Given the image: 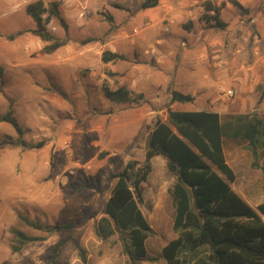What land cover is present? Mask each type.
Masks as SVG:
<instances>
[{
	"label": "rangeland",
	"instance_id": "obj_1",
	"mask_svg": "<svg viewBox=\"0 0 264 264\" xmlns=\"http://www.w3.org/2000/svg\"><path fill=\"white\" fill-rule=\"evenodd\" d=\"M37 1L60 2L68 24L67 31L57 19L47 25L55 37L68 42L50 55L44 51L46 43L32 33L36 23L27 13ZM144 1L0 0V116L13 110L22 129L20 134L0 121V144L9 142L0 145V264H46L53 247L68 238L59 264L126 263L118 234L101 239L96 224L115 184L111 175L123 171L130 160L144 163L148 134L158 119L167 120L173 105L172 85L158 88L163 79L158 75L167 63L147 54L157 39L172 40L180 52L225 44L232 61V79L209 93H198L192 103L175 104L173 110L264 115V0H238L247 11L229 4L221 14L225 29L202 20L205 1L219 5L223 0H160L157 7L143 10ZM105 50L126 60L104 64ZM202 61L200 55L194 60ZM172 62L179 71L193 60L178 55ZM253 64L258 69L250 81L244 70ZM104 82L113 90L128 88L131 101L107 100ZM185 84L177 90L191 94L196 83L189 79ZM230 89L233 97L225 92ZM41 142L45 145L37 148ZM225 155L237 176L233 189L256 209L264 201L263 179L251 167L246 143L226 140ZM152 165L140 207L155 234L147 240L148 257L141 264H163L162 249L175 238V207L169 194L175 177L162 156L153 158ZM19 214L51 226L74 227L12 254L11 228L44 235L22 224Z\"/></svg>",
	"mask_w": 264,
	"mask_h": 264
},
{
	"label": "trees",
	"instance_id": "obj_2",
	"mask_svg": "<svg viewBox=\"0 0 264 264\" xmlns=\"http://www.w3.org/2000/svg\"><path fill=\"white\" fill-rule=\"evenodd\" d=\"M159 1L145 0L141 7L151 9L157 7ZM227 4L247 11L238 0H223L219 5L205 1L202 20L225 29L227 24L221 14ZM60 7L57 1L48 5L37 1L27 7L28 15L36 23L32 33L46 43L44 51L48 55L68 43L47 29V25L57 19L68 30ZM108 20L113 21V17L109 16ZM124 60L125 55L110 50L102 54L104 64ZM108 75L116 74L108 72ZM262 88L260 101L264 95ZM102 93L107 100L117 104H125L132 99L128 88L121 86L113 90L107 82L102 85ZM194 100L191 94L171 92L172 103L187 104ZM0 121L12 124L18 133H22L13 110L0 116ZM226 140L246 143L252 157L251 167L261 172L264 194L263 114L254 111L222 116L214 111H175L169 108L167 120L158 119L148 134L144 163L130 160L123 171L111 175L115 184L104 206L103 217L96 224L98 237L108 239L118 234L122 252L127 258L125 264H141L147 259L146 243L155 231L140 206L144 203V185L153 170L152 160L162 156L168 171L175 177V183L169 189L175 207V238L162 249L163 264H264V201L255 209L233 189L237 176L227 162ZM20 143L25 145L21 140ZM6 144L9 142L4 141L0 145ZM44 145L41 142L36 147ZM19 220L44 235L33 236L19 228H11L12 254L21 253L30 244L46 241L57 230L74 227L73 223L43 224L23 214H19ZM70 239L61 240L53 247L46 256V264H59L58 258ZM80 257L84 263L87 262L82 248ZM150 260L158 261L157 258Z\"/></svg>",
	"mask_w": 264,
	"mask_h": 264
},
{
	"label": "crops",
	"instance_id": "obj_3",
	"mask_svg": "<svg viewBox=\"0 0 264 264\" xmlns=\"http://www.w3.org/2000/svg\"><path fill=\"white\" fill-rule=\"evenodd\" d=\"M228 5L229 4H227V6ZM216 45L218 44L208 43L207 45H203L204 49H200L198 51L182 50L180 52L178 51V46L176 47V44H173L172 40L157 39L155 43L149 45L150 47L149 49L152 50L151 52L147 51V54L150 53V55L156 58V61L158 62L167 63L162 66V67L166 66V70H164V72L161 71L160 75H158L161 76V79L163 78L161 80V83L158 84V88H160L161 90L164 84L167 86L171 84L173 90L178 91L177 90L178 88L184 87V85L186 86L185 84L186 81L191 79L193 80V82L196 83V86L194 87L191 95L194 96V98H196L198 93L200 92L209 93L213 90V88L217 84L220 85V83H224L232 79L233 68H232V61L230 59V53L227 52V48L225 44H220L218 46ZM206 48H208V50ZM178 55L183 59H185L188 56H191L193 60L192 65H190V67L189 66L181 67V70L176 71L177 69L174 63L172 62V60L173 59L175 60L178 57ZM199 55L202 56V60L204 61L195 63L194 60L197 59V56ZM207 56L211 57L210 62L209 60L206 61ZM257 69H258L257 65L253 64L244 70L247 72V74H250L249 75V78H251L250 81L252 80L254 81V79H256L255 78L256 72L255 74H253L252 72L253 70L257 71ZM152 74L150 76H152ZM154 74L157 75L156 73ZM172 104H173L172 107H174L175 104L177 103H172Z\"/></svg>",
	"mask_w": 264,
	"mask_h": 264
},
{
	"label": "built area",
	"instance_id": "obj_4",
	"mask_svg": "<svg viewBox=\"0 0 264 264\" xmlns=\"http://www.w3.org/2000/svg\"><path fill=\"white\" fill-rule=\"evenodd\" d=\"M229 97H233L235 95V91L230 89L228 91H225Z\"/></svg>",
	"mask_w": 264,
	"mask_h": 264
}]
</instances>
